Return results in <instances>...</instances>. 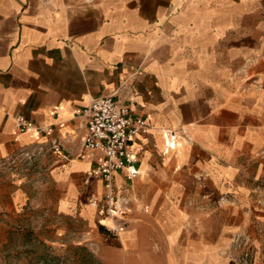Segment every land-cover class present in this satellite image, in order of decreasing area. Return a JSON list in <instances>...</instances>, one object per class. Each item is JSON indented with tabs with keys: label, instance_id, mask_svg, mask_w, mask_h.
Segmentation results:
<instances>
[{
	"label": "crops",
	"instance_id": "0c3cea01",
	"mask_svg": "<svg viewBox=\"0 0 264 264\" xmlns=\"http://www.w3.org/2000/svg\"><path fill=\"white\" fill-rule=\"evenodd\" d=\"M107 93L148 123L132 143L138 174H116L131 201L118 232L92 203L99 152L79 156L76 110ZM17 115L61 140L68 156L40 167L99 264H242L236 234L264 264V0H0V159L50 136L19 132ZM163 130L178 134L169 151ZM2 182L6 229L31 198L25 178Z\"/></svg>",
	"mask_w": 264,
	"mask_h": 264
},
{
	"label": "built area",
	"instance_id": "2783aa9c",
	"mask_svg": "<svg viewBox=\"0 0 264 264\" xmlns=\"http://www.w3.org/2000/svg\"><path fill=\"white\" fill-rule=\"evenodd\" d=\"M76 114L81 115L85 123L79 156L84 158L91 151H98L100 154L86 172L87 178L97 177L103 182L101 196L94 197L92 203L114 220L113 230L118 232L126 224L130 200L119 192L116 174L123 172L127 180H132L138 174V157L132 149V143L147 127V120L129 104L120 102L115 93L94 97L89 104L77 108ZM15 121L19 132L30 131L50 136L45 141L22 146L16 154L2 158L0 162L5 159L14 161L17 156L32 159L47 152L64 158L68 156L61 140L53 135L51 125L39 124L23 115H17ZM163 136L166 151L178 145V134L175 131L163 130ZM14 140H19L17 135ZM234 246L241 252L238 261L250 264L252 243L249 236L236 234Z\"/></svg>",
	"mask_w": 264,
	"mask_h": 264
},
{
	"label": "rangeland",
	"instance_id": "374dc122",
	"mask_svg": "<svg viewBox=\"0 0 264 264\" xmlns=\"http://www.w3.org/2000/svg\"><path fill=\"white\" fill-rule=\"evenodd\" d=\"M39 160V156H17L14 161L0 162V180H5L2 183L25 178L31 198L21 213L6 218V229H0V264H99L83 243L85 222L57 212L62 186L55 178L54 184L50 183L48 169H42Z\"/></svg>",
	"mask_w": 264,
	"mask_h": 264
}]
</instances>
